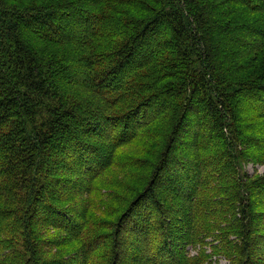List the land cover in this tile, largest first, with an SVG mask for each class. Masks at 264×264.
<instances>
[{"label": "trees", "instance_id": "trees-1", "mask_svg": "<svg viewBox=\"0 0 264 264\" xmlns=\"http://www.w3.org/2000/svg\"><path fill=\"white\" fill-rule=\"evenodd\" d=\"M143 136L153 161L121 169ZM243 159L264 165V0H0V264H91L98 243L107 264H182L177 243L216 231L232 264H264V175ZM133 164L126 199L96 187Z\"/></svg>", "mask_w": 264, "mask_h": 264}, {"label": "rangeland", "instance_id": "rangeland-1", "mask_svg": "<svg viewBox=\"0 0 264 264\" xmlns=\"http://www.w3.org/2000/svg\"><path fill=\"white\" fill-rule=\"evenodd\" d=\"M107 98H110L112 101L116 102L117 99L119 98V94H107ZM106 99V98H105ZM120 106H118L117 108L112 109V111H110V114H120L121 111L119 110ZM154 123H152V125H154ZM150 127L146 126L145 129H143L140 134H143L145 131H147L148 129H150ZM115 133L117 132V128H113V130H115ZM131 137V135L129 136ZM116 137H111V142L115 139ZM134 141L132 142V144L128 145V146H122L120 147V149H117V153H116V160H118L119 166L121 168V165L129 163L132 164V160H137L140 158L145 159L146 161H153V158L150 157V155L146 156L147 153H144V150L146 147L149 146V144L152 141V139L148 136H143L142 138H138V139H133ZM243 140L240 139L237 143H238V149H246V144L245 143H241ZM212 142V140L210 141ZM232 143V142H231ZM114 144V143H113ZM218 144V143H217ZM215 145L214 147H212L215 151H213L219 158L222 157L223 155V150L224 147H222V143L219 142V145ZM211 145V143L209 144ZM114 146V145H113ZM247 151L243 150V152ZM140 155V156H139ZM137 156V157H134ZM139 156V157H138ZM117 164V163H116ZM239 166L241 168H243L244 170H242L244 173H246L245 175H248L249 177H259L261 175H264V165L257 163H249V162H245V160L243 159L241 161V163H239ZM118 165V164H117ZM132 166L134 167H130V171H129V176L127 178H123V176L121 174H119L118 172H120L116 167L110 168L108 170H106V172L101 175V177L98 178V180L96 181V187L98 188H109L110 190H115L112 189V183L113 181H122L125 183L124 188H128L129 190L126 191L125 193L120 192V196L121 194L125 195V199H126V195H129L132 193L131 190H135L138 188V177L140 174H142V171L140 169L137 168V165L133 164ZM237 165H234L235 168V173H231L230 175V182L229 184H224L222 185V188L224 187H229L230 185H232L234 183V179L236 177H238V171H237ZM122 169V168H121ZM131 179V181H129ZM133 180V181H132ZM101 181V182H100ZM233 190L235 188H232ZM164 195H171L173 197V199L175 200L176 204L180 205L179 202L180 200L177 199V197L173 194H171L168 191H165L163 193ZM205 196H201V198H204ZM124 199V200H125ZM121 201V202H117V200L115 199V201L110 205L113 207L111 209V211H107L104 214H96L97 218L101 217L100 222L107 223L105 224L106 228L103 229L102 228H98L95 230L96 234L100 235H105L106 237L109 236L111 230V226L113 225V223L117 222L118 219V215L122 210V207H124L125 202ZM123 204V206H122ZM182 205V204H181ZM121 206V207H120ZM180 212H182V214L187 213V216L189 215L188 212L186 210H180ZM112 222V223H111ZM111 223V224H109ZM184 226V225H183ZM187 226V225H186ZM185 226V227H186ZM185 227L183 228V230L185 229ZM184 231H182L180 234H182ZM219 233H217V231L215 232L214 236H218ZM208 237L205 239H202L200 237H196V234L193 235L192 237L190 236V238L187 236V242H183L180 243V245H178L177 243V249L179 250V253L181 255L180 260L182 262V264H192L193 261H196L198 259H203L204 264H232L231 259L232 257L229 256V254H224L223 251L221 250H214L212 248L213 246H217L218 245V241H215V237ZM155 235H152V241L155 242ZM99 247L98 250L96 252L95 255V259L93 260V262L91 264H107V254H108V250L106 248V245H104L103 243H98ZM212 244V245H211ZM176 246V243H175Z\"/></svg>", "mask_w": 264, "mask_h": 264}]
</instances>
